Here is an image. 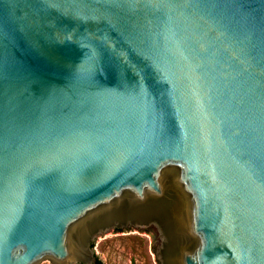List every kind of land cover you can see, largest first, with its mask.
Listing matches in <instances>:
<instances>
[{
  "label": "water",
  "instance_id": "95a60500",
  "mask_svg": "<svg viewBox=\"0 0 264 264\" xmlns=\"http://www.w3.org/2000/svg\"><path fill=\"white\" fill-rule=\"evenodd\" d=\"M264 264V0H0V264Z\"/></svg>",
  "mask_w": 264,
  "mask_h": 264
},
{
  "label": "rangeland",
  "instance_id": "374dc122",
  "mask_svg": "<svg viewBox=\"0 0 264 264\" xmlns=\"http://www.w3.org/2000/svg\"><path fill=\"white\" fill-rule=\"evenodd\" d=\"M158 244L154 227L146 230L128 227L95 236L93 251L103 264H158L154 255ZM40 264L51 263L42 261Z\"/></svg>",
  "mask_w": 264,
  "mask_h": 264
},
{
  "label": "flooded vegetation",
  "instance_id": "af4514ba",
  "mask_svg": "<svg viewBox=\"0 0 264 264\" xmlns=\"http://www.w3.org/2000/svg\"><path fill=\"white\" fill-rule=\"evenodd\" d=\"M126 228H128V227H126ZM131 228H133V227H131ZM149 228H151V226L148 227V228H144V230L149 229ZM154 228H155V227H154ZM155 229H156V228H155ZM112 230H116V231H118V230H120V229H112ZM156 231H157V229H156ZM157 232H158V231H157ZM158 240H159V244H160L161 239H160V237H159V232H158ZM93 244H94V238H93V240H92V242H91V249H92V251H93ZM159 244H158V245H159ZM158 245H157V247H158ZM157 247H156V249H155V251H154V255H155V253H156ZM93 255H94L95 258H96V263H95V264H103V262L97 257V255L95 254L94 251H93ZM155 260L157 261L158 264H161V263L159 262V260H157L156 255H155ZM73 264H81V263H73Z\"/></svg>",
  "mask_w": 264,
  "mask_h": 264
}]
</instances>
